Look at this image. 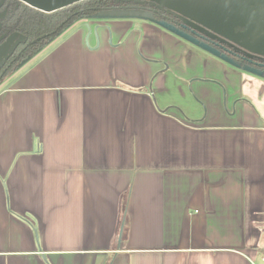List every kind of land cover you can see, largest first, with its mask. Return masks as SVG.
I'll return each mask as SVG.
<instances>
[{
	"label": "crops",
	"instance_id": "1",
	"mask_svg": "<svg viewBox=\"0 0 264 264\" xmlns=\"http://www.w3.org/2000/svg\"><path fill=\"white\" fill-rule=\"evenodd\" d=\"M96 19L0 85V264L257 261L264 72Z\"/></svg>",
	"mask_w": 264,
	"mask_h": 264
},
{
	"label": "water",
	"instance_id": "2",
	"mask_svg": "<svg viewBox=\"0 0 264 264\" xmlns=\"http://www.w3.org/2000/svg\"><path fill=\"white\" fill-rule=\"evenodd\" d=\"M18 1L39 11L45 13H53L71 7L76 3H81L84 0H59V1L42 0V4H41L42 7L40 8L35 7L38 0H18ZM138 1L155 3L159 11L167 9L176 14H179L184 18L186 22V24L183 25L181 28L176 27L173 21L170 22L165 18L162 21H159V23L164 28L175 33L176 35L192 43L193 45L198 46L217 57L226 58L227 60L230 61L231 59H229V57H227L225 54H222V52L217 47L211 46L201 41V38H199L195 32L188 33L187 30L189 29V27H193L195 24L197 26H200V28L197 27L200 31L202 32L203 30L204 32L208 31L217 36V34H221V32H223L222 31L223 29L225 28L230 29L231 27H234L236 21L240 18L246 7L264 3V0H138ZM127 9H132V7H128V8L112 7L110 9L97 7L94 8L93 10L95 12H102L107 10L116 11V10H127ZM62 26L63 25H61L59 28H61ZM87 27L89 29V34H91L90 27L89 26ZM0 30H1V22H0ZM3 40L4 37H0V43ZM33 43H36V41H33L30 44ZM256 48L257 47H255L253 50H250L249 48L248 49L250 50V52L260 53ZM4 73L0 76V81L4 76Z\"/></svg>",
	"mask_w": 264,
	"mask_h": 264
},
{
	"label": "trees",
	"instance_id": "3",
	"mask_svg": "<svg viewBox=\"0 0 264 264\" xmlns=\"http://www.w3.org/2000/svg\"><path fill=\"white\" fill-rule=\"evenodd\" d=\"M118 4L128 5L129 3H115L110 0H84L78 7L71 6L53 13H45L30 7L21 9L17 31L25 36V41L20 43L16 47L14 55L10 56L9 60H12L17 54L19 58L17 59V62L13 60V63H16L12 64L9 68L6 76L0 81V85L17 72L22 63L35 57L41 50L46 48L51 42L55 41L78 20L97 14V12L93 10L94 8H110ZM78 9H83V12L82 14L77 13L75 15L74 13ZM155 18L160 21L159 17ZM61 25L63 26L59 28ZM214 38L215 39L211 40V42L209 41L207 43L214 47H217L216 43L224 46V49H221L220 51L222 54L229 57L235 64L241 67L250 66L260 72H264V66L258 64H264V54L250 52L247 47L237 45L231 41H222L221 38ZM33 41H36V43L30 44ZM220 41L223 44L219 43Z\"/></svg>",
	"mask_w": 264,
	"mask_h": 264
},
{
	"label": "rangeland",
	"instance_id": "4",
	"mask_svg": "<svg viewBox=\"0 0 264 264\" xmlns=\"http://www.w3.org/2000/svg\"><path fill=\"white\" fill-rule=\"evenodd\" d=\"M81 3H76L73 5V7H78L81 5ZM41 4L42 0H38L35 7L40 8L42 7ZM135 13H140L141 15H148L151 17V15L148 13L137 12L133 10H107L98 12L93 16L98 18L96 20L103 21L105 17H110V19H117L123 15H133ZM83 19L85 18H82L78 21H81ZM234 27H231L230 29L225 28L222 30L223 32H221V34L217 35L220 36L219 38H221L222 41H231L237 45L247 47L250 50H253L256 46H261L260 48H264V3L246 7L240 18L236 21ZM69 29L64 32L65 34L62 33L58 38H60L61 36H65L66 32ZM24 41L25 36L17 31L9 33L6 38H4V40L0 43V68L4 65L8 57L14 52L16 47ZM219 43L223 44L221 41ZM24 63H22L20 66H22Z\"/></svg>",
	"mask_w": 264,
	"mask_h": 264
},
{
	"label": "flooded vegetation",
	"instance_id": "5",
	"mask_svg": "<svg viewBox=\"0 0 264 264\" xmlns=\"http://www.w3.org/2000/svg\"><path fill=\"white\" fill-rule=\"evenodd\" d=\"M110 1L115 2V3H121V2L129 3L128 5H119L118 4V5L113 6V7H127V8L132 7V9H127V10H133V11H137V12L148 13L151 16H153L154 18L159 17L160 21H162L165 18V19L169 20L170 22L173 21L175 23L176 27H178V28H181L183 25L186 24V22L182 16H180L179 14H176L172 11H169L167 9L159 11L158 7L155 3L143 2V1H138V0H110ZM26 7H29V6L18 1V0H0V22H1L0 37L6 38V36L9 33L17 31L18 20H19V16H20V10L25 9ZM110 8H112V7H110ZM110 8H108V9H110ZM82 12H83V9H81V10L78 9L75 13H81L82 14ZM154 12L155 13L157 12L158 14L157 13L155 14ZM159 13H160V15H159ZM69 18H71V17H69ZM194 26L189 27L187 32L188 33L195 32L197 34V36L199 38H201V41H203L205 43H207L209 41L211 42V40L215 39L214 37L219 38V37H217L218 35L215 36V35H213V33H210V32L207 33L208 31H205V32H204V30H203V32L200 31L197 28V27L200 28V26H197L195 24H194ZM207 44H209V43H207ZM216 46L219 50L224 49V46H222L218 43H216ZM14 52H15V50H14ZM14 52L10 56L14 55ZM10 56L8 57V59L6 60L4 65L0 68V76L5 72L3 78L6 76L8 70L12 66V64L16 63L17 59L19 58L18 54H17L12 60H9ZM13 60L16 62L13 63ZM258 64H260L261 66H264L263 63H258Z\"/></svg>",
	"mask_w": 264,
	"mask_h": 264
},
{
	"label": "built area",
	"instance_id": "6",
	"mask_svg": "<svg viewBox=\"0 0 264 264\" xmlns=\"http://www.w3.org/2000/svg\"><path fill=\"white\" fill-rule=\"evenodd\" d=\"M251 264H264V253L260 255L257 261H251Z\"/></svg>",
	"mask_w": 264,
	"mask_h": 264
}]
</instances>
